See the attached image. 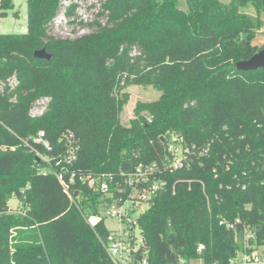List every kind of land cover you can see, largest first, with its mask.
I'll return each mask as SVG.
<instances>
[{"label": "trees", "instance_id": "1", "mask_svg": "<svg viewBox=\"0 0 264 264\" xmlns=\"http://www.w3.org/2000/svg\"><path fill=\"white\" fill-rule=\"evenodd\" d=\"M97 1L93 19L77 22L93 31L74 40L52 35L61 0H25L27 32L0 34V82L18 81L0 91V264H112L105 218L91 226L85 217L99 216L106 199L80 177L123 183L120 173L154 164L149 185L166 187L138 215L142 245L130 264H230L250 254L264 244V68L235 65L264 47L254 41L264 0H186L184 11L178 0ZM244 2L255 17L239 11ZM38 50L50 59H36ZM134 85L160 97L136 105L149 122L136 116L124 127L123 91ZM41 99L47 108L31 116ZM40 131L50 151L33 142ZM67 134L78 147L75 202L42 159L64 155ZM170 143L187 151L176 171L165 163Z\"/></svg>", "mask_w": 264, "mask_h": 264}, {"label": "built area", "instance_id": "2", "mask_svg": "<svg viewBox=\"0 0 264 264\" xmlns=\"http://www.w3.org/2000/svg\"><path fill=\"white\" fill-rule=\"evenodd\" d=\"M3 0H0V7ZM18 81L13 79L7 80V83L0 82V91H3V87H8L10 91H13L17 86ZM47 99L37 101L30 115L33 117H40L46 109L48 104ZM66 139V152L64 155H58L56 157L42 158L46 163L54 162V166L59 168V172H56V178L58 182L63 187V191L67 198L72 202L73 195L71 192V186L74 184V172L70 170V167L77 160V142L72 134H67ZM173 141H176V137L172 138ZM33 142L35 144L41 145L43 149L50 151L49 142L45 139L44 132H39L34 138ZM168 152L171 155L165 163L166 166L171 170H178L183 167L182 161L185 160V154L187 151H184L181 146L173 145L170 143ZM179 153V156L177 155ZM157 170V165L152 166H143L139 165L134 170V172L121 176L123 183L116 181L112 174L102 173L101 175H87L85 178L80 177V181L87 183V186L94 192L100 193L103 198L106 199L101 204V208L108 209L107 215L111 218L117 219L119 226L116 231H109V236L102 243L104 251H106L107 256L112 264H130L134 262L135 254L139 251L140 246L142 245L141 234L138 238L134 236V229H138L136 226V220L132 221L131 214L136 210L146 205L148 207L149 202L154 199L157 193L162 191L166 187V182L158 180L154 184L149 185L150 176L154 174ZM44 171L43 173H45ZM67 181L65 176L68 175ZM78 196V192H75ZM124 194H127L124 196ZM147 209V208H146ZM145 209V210H146ZM144 210V211H145ZM141 211L140 213L144 212ZM91 226L96 224L101 220L99 216H85ZM105 218V217H104ZM228 227V225H226ZM232 227V226H230ZM139 231V229H138ZM252 238L248 235L245 239ZM199 251L202 250V247H198ZM242 258L239 259L240 264H264V252L257 253L255 251L250 254L243 253ZM142 264L146 263L145 259L140 261ZM235 260L231 261L230 264H235Z\"/></svg>", "mask_w": 264, "mask_h": 264}, {"label": "rangeland", "instance_id": "3", "mask_svg": "<svg viewBox=\"0 0 264 264\" xmlns=\"http://www.w3.org/2000/svg\"><path fill=\"white\" fill-rule=\"evenodd\" d=\"M225 4L231 3L232 0H220ZM70 4L76 5L74 13L71 16L66 14V9ZM178 7L181 10H186V0H178ZM99 2L97 0H61V5L59 8V13L56 18L51 23L52 35L58 39H70L74 40L76 38L87 35L93 31L90 27L78 26L77 22H90L93 19V16L98 12ZM239 11L250 17H255L256 12L254 6L249 2H244L242 7H239ZM5 16H2V14ZM75 21V22H74ZM261 28L257 33L255 38V43L258 46H264V13L260 15ZM27 24V12H26V3L25 0H11L10 8L6 10H0V34H25ZM127 96V102L123 105L120 115V123L124 127H129L131 122L138 118L142 117L144 121L149 122L150 116L145 110H140L139 114H136L135 108L138 103H152L159 99L160 93L151 87H143L134 85L124 89L123 91ZM43 100V99H41ZM38 100V101H41ZM37 102V101H36ZM36 104V103H35ZM48 105V104H47ZM46 105V108H47ZM179 156V153L177 154ZM40 157H43L42 154H39ZM8 206L12 209L13 213H17L19 210V202L11 198L8 200ZM147 208L146 205H142L141 208L132 213L131 219L135 221L138 218V215L141 211H144ZM108 209L101 208L98 209V213L101 217H105V225L109 231H116L118 229L119 223L117 219L111 218L107 215ZM134 236L139 237L140 233L138 229H134ZM255 252L262 253L264 252V244L256 247ZM243 255H240L236 260L235 264H240L239 259ZM189 264H204L202 259L196 258L192 259ZM252 264V263H249ZM261 264V263H260Z\"/></svg>", "mask_w": 264, "mask_h": 264}, {"label": "water", "instance_id": "4", "mask_svg": "<svg viewBox=\"0 0 264 264\" xmlns=\"http://www.w3.org/2000/svg\"><path fill=\"white\" fill-rule=\"evenodd\" d=\"M34 57L39 60H46L50 59V55L46 54L45 50H38L34 52ZM264 68V47L260 49L251 59L246 61L237 62L235 65L236 70L240 71H255L257 69ZM264 153V149L262 150ZM77 196V194H75Z\"/></svg>", "mask_w": 264, "mask_h": 264}, {"label": "crops", "instance_id": "5", "mask_svg": "<svg viewBox=\"0 0 264 264\" xmlns=\"http://www.w3.org/2000/svg\"><path fill=\"white\" fill-rule=\"evenodd\" d=\"M256 44V43H255ZM257 45V44H256Z\"/></svg>", "mask_w": 264, "mask_h": 264}]
</instances>
